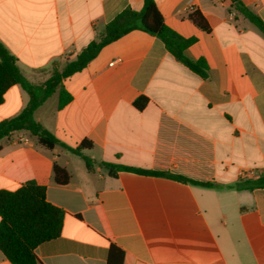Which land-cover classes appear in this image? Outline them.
I'll list each match as a JSON object with an SVG mask.
<instances>
[{"label": "crops", "instance_id": "obj_1", "mask_svg": "<svg viewBox=\"0 0 264 264\" xmlns=\"http://www.w3.org/2000/svg\"><path fill=\"white\" fill-rule=\"evenodd\" d=\"M165 23L196 41L187 49L204 59L202 78L156 36L135 30L107 45L82 71L63 81L35 119L72 148L92 142V171L62 146H41L16 132L1 140L0 191L35 181L65 212L61 235L39 245L40 264H108L111 245L122 264H264V188L237 190V182L264 175V34L231 0H156ZM264 21V0H243ZM143 0H0V42L17 58L26 80L40 85L95 40L124 9ZM199 8L207 33L188 13ZM56 96V97H55ZM140 96L149 99L138 109ZM30 96L10 87L0 122L18 116ZM165 172L119 171L99 163ZM71 180L58 185L54 166ZM0 264H12L0 250Z\"/></svg>", "mask_w": 264, "mask_h": 264}, {"label": "trees", "instance_id": "obj_2", "mask_svg": "<svg viewBox=\"0 0 264 264\" xmlns=\"http://www.w3.org/2000/svg\"><path fill=\"white\" fill-rule=\"evenodd\" d=\"M233 7L242 13L264 34V21L251 11L243 0H231ZM188 19L199 29L210 33L211 25L199 8L188 13ZM140 30L158 37L167 50L202 78L208 77L209 67L204 59H193L187 55V49L195 38H185L165 23L156 0H143V7L136 11L131 7L124 9L106 24L98 37L91 41L76 58L67 62L64 67L55 63L49 79L40 85L30 84L21 72L17 58L0 42V105L4 95L13 85L20 84L28 92L30 99L27 106L16 117L0 122V142L16 132H27L36 137L38 143L46 149L53 150L62 146L79 156L86 168L92 171L97 161L85 155L83 150L92 148V142L85 140L77 148L62 143L53 133L35 119V112L55 93H59V109H63L72 100V95L65 89L63 81L85 69L88 64L99 56L109 44L116 42L132 31ZM149 102L148 97L140 96L133 102L135 107L143 109ZM2 146L0 144V151ZM109 170L111 176L119 171H131L143 175L164 176L193 185L213 187L212 183H202L183 176L165 172L138 169L131 166L108 162L99 163ZM54 179L58 185H66L71 180L69 172L55 164ZM237 190H254L264 188V175L257 179L237 182ZM65 212L47 200L46 187L30 181L16 191H0V250L12 264H40L35 249L61 235ZM123 251L111 245L108 264H122Z\"/></svg>", "mask_w": 264, "mask_h": 264}, {"label": "built area", "instance_id": "obj_3", "mask_svg": "<svg viewBox=\"0 0 264 264\" xmlns=\"http://www.w3.org/2000/svg\"><path fill=\"white\" fill-rule=\"evenodd\" d=\"M248 176H250V177H256V178H258V177H260L261 175H257L254 171H250L249 173H248Z\"/></svg>", "mask_w": 264, "mask_h": 264}, {"label": "rangeland", "instance_id": "obj_4", "mask_svg": "<svg viewBox=\"0 0 264 264\" xmlns=\"http://www.w3.org/2000/svg\"><path fill=\"white\" fill-rule=\"evenodd\" d=\"M56 97V96H55Z\"/></svg>", "mask_w": 264, "mask_h": 264}]
</instances>
